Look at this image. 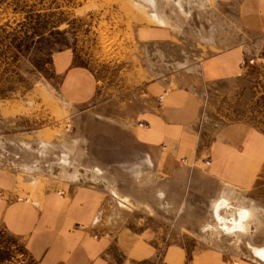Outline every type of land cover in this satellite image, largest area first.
<instances>
[{"label": "crops", "instance_id": "1", "mask_svg": "<svg viewBox=\"0 0 264 264\" xmlns=\"http://www.w3.org/2000/svg\"><path fill=\"white\" fill-rule=\"evenodd\" d=\"M131 1L142 10L134 15V44L121 57L119 75L98 76L96 68L80 61L72 48L53 56L58 92L65 103L92 104V110L107 106L106 113L95 111L91 120L101 139L95 141L98 152L94 150L89 159L107 177L127 174L126 170H153L168 179L203 173L216 183L249 188L264 176V125L232 118L209 129L200 120L201 94L218 83L224 95L249 70L258 71L264 83V0H197L205 2L188 10L182 26L160 5L176 0ZM208 9L219 17L218 26H223L224 9L225 22L242 31L244 38L220 46L222 37L206 29L205 18L196 16ZM248 58H255V63L243 66ZM167 61L171 63L161 73L158 63ZM80 142L83 151L78 161L83 167L90 161L85 141ZM75 175H57L39 185L0 163V188L5 194L0 198V228L24 237L39 264H230L236 260L213 246L188 248L178 240L168 242L153 221L127 214L106 186L84 183ZM241 264L258 263L241 260Z\"/></svg>", "mask_w": 264, "mask_h": 264}, {"label": "rangeland", "instance_id": "2", "mask_svg": "<svg viewBox=\"0 0 264 264\" xmlns=\"http://www.w3.org/2000/svg\"><path fill=\"white\" fill-rule=\"evenodd\" d=\"M160 2L166 16L180 26L188 10L198 4L197 0ZM140 10L131 0H0V163L39 185L57 175L76 174L84 183L106 186L127 214L153 221L168 242L178 240L188 248L213 246L236 259L230 264H241V260L264 264L251 248L264 246V176L246 189L216 183L203 173L168 179L153 170H126L127 174L107 177L89 159L94 150L98 152L94 143L101 139L91 120L95 111L106 113L107 106L92 110V104L65 103L58 92L53 56L72 48L80 61L96 68L98 76L119 75L121 57L134 44V15ZM222 14L223 26H218L219 17L209 9L196 16L205 18L206 29L222 37L220 46L241 41L245 34L225 22L224 9ZM249 59L255 61L248 58L243 63L250 64ZM169 63H158L159 71L167 70ZM258 74L247 71L224 95L218 83L208 87L201 94V122L209 129L232 118L264 125V83ZM79 140L80 145L85 141L90 161L83 167L78 161L83 151ZM4 197L0 188V198ZM223 197L232 206L249 209L245 228L226 231L220 225L214 210ZM0 264L39 263L30 255L24 237L2 227Z\"/></svg>", "mask_w": 264, "mask_h": 264}, {"label": "bare ground", "instance_id": "3", "mask_svg": "<svg viewBox=\"0 0 264 264\" xmlns=\"http://www.w3.org/2000/svg\"><path fill=\"white\" fill-rule=\"evenodd\" d=\"M161 22L163 23V21ZM245 65H246V62L243 63V66ZM139 122H142V121H139ZM141 126H145V125H141ZM249 214H250V211L248 208L232 206L230 203H228V201L226 200V197H223V199L219 200L217 205H215V210H214V216L216 217V219H218V222H220V225L224 227L226 231H234L236 228H239V229L245 228L246 220L248 219L247 217L249 216ZM251 248L254 249L255 254L258 257H260L262 261H264V246L257 247V246L252 245Z\"/></svg>", "mask_w": 264, "mask_h": 264}, {"label": "built area", "instance_id": "4", "mask_svg": "<svg viewBox=\"0 0 264 264\" xmlns=\"http://www.w3.org/2000/svg\"><path fill=\"white\" fill-rule=\"evenodd\" d=\"M248 62H250L251 64H253L254 63V60L253 59H249V61ZM163 99V96H161L160 97V100H162ZM139 124L140 125H146L145 123H143V122H139ZM207 163H210V161L209 160H205ZM233 264H238L237 262L236 263H233Z\"/></svg>", "mask_w": 264, "mask_h": 264}]
</instances>
